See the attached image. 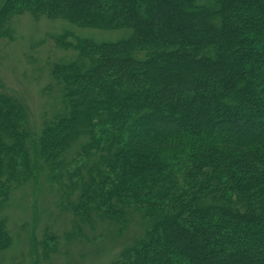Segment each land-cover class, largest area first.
Returning a JSON list of instances; mask_svg holds the SVG:
<instances>
[{
  "label": "trees",
  "instance_id": "trees-1",
  "mask_svg": "<svg viewBox=\"0 0 264 264\" xmlns=\"http://www.w3.org/2000/svg\"><path fill=\"white\" fill-rule=\"evenodd\" d=\"M23 16L118 33L49 36L68 60L38 132L0 84V258L12 193L46 172L110 264H264V0H4L0 38Z\"/></svg>",
  "mask_w": 264,
  "mask_h": 264
},
{
  "label": "rangeland",
  "instance_id": "rangeland-1",
  "mask_svg": "<svg viewBox=\"0 0 264 264\" xmlns=\"http://www.w3.org/2000/svg\"><path fill=\"white\" fill-rule=\"evenodd\" d=\"M13 26V39L0 38V84L27 104L33 132H38L44 117L55 108L48 88L51 64L68 60L49 36L63 29L79 30L94 40L113 41L118 32L81 29L67 21L29 16L15 18ZM61 193L46 172L14 190L6 215L15 243L0 264H110L116 258L120 245L107 241L102 228H87L79 237ZM50 234L54 241L47 239Z\"/></svg>",
  "mask_w": 264,
  "mask_h": 264
}]
</instances>
